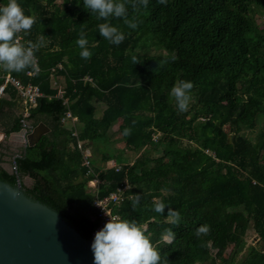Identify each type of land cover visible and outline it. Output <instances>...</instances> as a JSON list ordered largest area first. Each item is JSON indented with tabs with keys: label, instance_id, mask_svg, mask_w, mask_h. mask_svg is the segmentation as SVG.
Returning a JSON list of instances; mask_svg holds the SVG:
<instances>
[{
	"label": "trees",
	"instance_id": "16d2710c",
	"mask_svg": "<svg viewBox=\"0 0 264 264\" xmlns=\"http://www.w3.org/2000/svg\"><path fill=\"white\" fill-rule=\"evenodd\" d=\"M17 3L35 18L27 35L16 34L19 43L27 47L45 37L34 52L39 71L29 77L32 68L17 73L0 64V85L9 75L37 87L42 96L25 121L48 132L16 155L0 143V181L19 182L27 198L85 239L98 225L95 197L126 184L113 214L142 225L169 264H264V0H148L139 11L129 0L135 29L123 19H98L83 0ZM105 22L124 33L122 43L100 36L98 25ZM81 31L92 53L87 60L76 44ZM181 80L194 84L184 112L171 96ZM22 110L7 85L0 101L6 137L21 131ZM66 112L76 118V137ZM76 141L89 155L90 174ZM23 177L32 181L29 187ZM92 179L95 189L88 187ZM135 195L141 200L133 208ZM161 202L180 213L178 225L167 208L163 215L154 210ZM201 225L210 232L197 237ZM169 228L176 234L171 243L161 239Z\"/></svg>",
	"mask_w": 264,
	"mask_h": 264
},
{
	"label": "clouds",
	"instance_id": "9594fccd",
	"mask_svg": "<svg viewBox=\"0 0 264 264\" xmlns=\"http://www.w3.org/2000/svg\"><path fill=\"white\" fill-rule=\"evenodd\" d=\"M125 2L117 0H83L84 8L90 9L98 19L108 20L109 17L123 19L128 27L135 29L138 23L128 19V8ZM131 7L139 11L141 7H147L148 0H130ZM162 5L167 4V0H158ZM35 23V18L26 16L22 7L17 0H8L6 5L0 6V64L7 71L21 72L27 68L39 71L37 58L34 52L42 46L45 37L42 35L38 43L28 41V46L19 43L15 39L16 34L24 32L28 34L29 30ZM100 36L114 45H119L125 39L124 33L117 27L105 22L98 25ZM76 44L81 49L80 56L82 59H90L92 53L86 45L88 40L86 34L81 31ZM134 65L139 64L137 57H132ZM194 84L191 81L181 80L171 90V96L175 98L177 106L181 112L187 111L191 100V90ZM135 125V121H133ZM131 128H125L123 135L130 136ZM141 196L133 197V208L140 203ZM167 206L164 203L155 205V211L164 214ZM168 209V208H167ZM168 218L173 224L179 223L181 217L178 211L168 209ZM210 232V226L201 225L196 229L195 235H207ZM176 234L169 228L165 229L161 239L171 243ZM93 252V264H169L167 257H163L156 247L152 244L142 225L135 220L120 219L112 217L104 227L95 233L94 240L91 244Z\"/></svg>",
	"mask_w": 264,
	"mask_h": 264
},
{
	"label": "water",
	"instance_id": "95a60500",
	"mask_svg": "<svg viewBox=\"0 0 264 264\" xmlns=\"http://www.w3.org/2000/svg\"><path fill=\"white\" fill-rule=\"evenodd\" d=\"M45 132L40 124L26 137L20 131L9 138H18L25 150ZM92 242L53 210L27 198L19 182L11 187L0 181V264H93Z\"/></svg>",
	"mask_w": 264,
	"mask_h": 264
},
{
	"label": "built area",
	"instance_id": "2783aa9c",
	"mask_svg": "<svg viewBox=\"0 0 264 264\" xmlns=\"http://www.w3.org/2000/svg\"><path fill=\"white\" fill-rule=\"evenodd\" d=\"M15 39L20 40V37L17 35ZM36 71L33 72H27L26 75L31 77L34 75ZM10 85L12 86L16 92L19 98L21 99V104L23 106L22 110V120L21 122V132L26 137L32 130L29 127L28 123L25 121V118L28 117V109L30 107H33L36 103V100L41 97V93L39 92L38 88L32 85H22L18 80L10 77L9 75H6L3 78V83L0 85V101L5 97V89L6 86ZM58 96L60 97L62 92L60 89H58L57 92ZM65 120L69 122V124L72 126V132L71 135L73 137H76V131H75V123L76 118L72 117L69 112L65 113ZM63 121V120H62ZM76 149L80 151L82 157H81V165L87 169V174L91 173V168L89 164V155L86 151L82 150L81 142L76 141ZM113 164V163H112ZM112 167L116 166V163L111 165ZM117 170V169H116ZM98 185V181L96 179H92L88 182V187L95 189ZM127 186L126 184L122 187L117 188L114 192L108 194L105 197L97 198L95 197L93 201V208L95 210L96 219L98 220V225L95 228V230L92 232L91 239L94 240L95 233L99 230H101L104 225L109 221L112 217H117L112 212V206L119 204L122 201V194L126 190Z\"/></svg>",
	"mask_w": 264,
	"mask_h": 264
},
{
	"label": "crops",
	"instance_id": "0c3cea01",
	"mask_svg": "<svg viewBox=\"0 0 264 264\" xmlns=\"http://www.w3.org/2000/svg\"><path fill=\"white\" fill-rule=\"evenodd\" d=\"M57 87L60 88V85H57ZM39 125L40 124H38L37 126H39ZM0 132H3V128L1 127V125H0ZM12 134H16V133H12ZM0 143L4 147H8L9 152L12 153L13 155L19 154L24 149V144L21 141H19L18 138H15V139L14 138H11L10 139L9 136L8 137H6V136L1 137L0 136ZM110 164H112V163H110ZM31 184H32V181H31ZM252 239H254L256 241V237L255 236H252Z\"/></svg>",
	"mask_w": 264,
	"mask_h": 264
},
{
	"label": "rangeland",
	"instance_id": "374dc122",
	"mask_svg": "<svg viewBox=\"0 0 264 264\" xmlns=\"http://www.w3.org/2000/svg\"><path fill=\"white\" fill-rule=\"evenodd\" d=\"M56 2L59 3L60 0H56ZM259 22H260V20L257 19L254 23L257 25V24H259ZM163 54H165V53L163 52ZM114 129H115V128H114ZM253 137H254V135L251 137V139H253ZM184 146H188V144L185 143V142H183V143H182V147H184ZM115 147H116V149H117L118 151H119V150H122V149H123V144H122L121 142H118V143H116ZM125 157H127L129 160H131V159L133 158V155H131V154H129V153H125ZM9 160H10V159H9ZM7 162H8V161H7ZM110 163L115 164L116 161H115V160H111ZM5 164H6V166H7L9 169L13 170V168H12V166H11L10 164H8V163H5ZM113 164H110V165H113ZM21 182H22V184H23L24 186H26V187H29L30 184H31V181H30L27 177H23V178L21 179ZM248 242H249V244L253 245L254 242H255V240L252 239V237H251V238L248 239Z\"/></svg>",
	"mask_w": 264,
	"mask_h": 264
}]
</instances>
